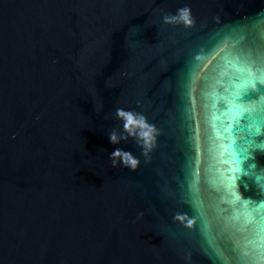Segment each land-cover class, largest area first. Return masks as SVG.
I'll use <instances>...</instances> for the list:
<instances>
[{
  "label": "water",
  "instance_id": "95a60500",
  "mask_svg": "<svg viewBox=\"0 0 264 264\" xmlns=\"http://www.w3.org/2000/svg\"><path fill=\"white\" fill-rule=\"evenodd\" d=\"M0 264H264V0H0Z\"/></svg>",
  "mask_w": 264,
  "mask_h": 264
},
{
  "label": "clouds",
  "instance_id": "9594fccd",
  "mask_svg": "<svg viewBox=\"0 0 264 264\" xmlns=\"http://www.w3.org/2000/svg\"><path fill=\"white\" fill-rule=\"evenodd\" d=\"M165 22H183L186 25L191 24L190 10L188 8L179 9L176 15L164 17ZM115 118L122 122V131H117L113 128L108 132L109 142L112 144H119L121 141H127L129 137H133L139 143L143 141L145 154L149 147L151 139V128L145 123L144 117L132 111H125L117 108L115 110ZM38 118V117H37ZM109 161L112 167L123 166L131 170H135L138 166V159L129 151H124L116 148L109 154Z\"/></svg>",
  "mask_w": 264,
  "mask_h": 264
}]
</instances>
